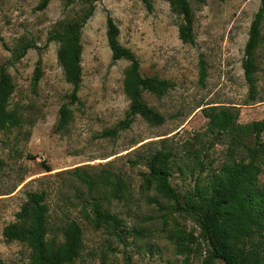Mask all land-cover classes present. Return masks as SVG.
<instances>
[{
  "label": "rangeland",
  "instance_id": "obj_1",
  "mask_svg": "<svg viewBox=\"0 0 264 264\" xmlns=\"http://www.w3.org/2000/svg\"><path fill=\"white\" fill-rule=\"evenodd\" d=\"M40 1L0 0V66H5L13 84L9 108L22 115L20 126L0 131V262L28 264V248L5 242L1 231L14 221L24 194L42 190L51 227L65 219L81 226V252L71 264H199L206 244L198 236L195 217L159 198V205L149 203L147 198L155 195L141 189V173L146 169L137 158L165 138V144L178 153L169 183L182 206L193 195L195 182L205 188L208 172L225 159V144L205 142L207 117L228 107L238 112L239 124L264 119V9L260 41L253 53L255 92L263 101H247L241 67L248 28L260 0H205L201 6L188 0L193 16L191 45L178 40V19L164 0H149V8L139 0H96L80 30L81 81L77 102L69 105L71 118L62 130H56L58 111L68 102L70 86L56 62V44L46 42V33L55 22L74 18L81 5L49 0L37 10ZM106 14L118 28V43L137 58L140 75L172 83L161 97L142 94L143 101L163 116V124L150 126L135 117L130 128L114 139L98 135L122 119L127 109L121 81L128 63L110 61ZM24 46L29 48L16 58ZM199 60L205 66L202 84ZM36 63L40 78L32 87ZM133 142L138 144L128 148ZM75 167L91 176L109 172L120 178L122 198L106 199L101 190L93 192L102 209L119 219L117 228H94L87 221L74 197L80 193L85 198V190L71 176ZM258 180L264 182V167ZM174 227L187 232L193 247L187 260L176 256L164 238ZM48 237L60 240L57 232Z\"/></svg>",
  "mask_w": 264,
  "mask_h": 264
},
{
  "label": "trees",
  "instance_id": "obj_2",
  "mask_svg": "<svg viewBox=\"0 0 264 264\" xmlns=\"http://www.w3.org/2000/svg\"><path fill=\"white\" fill-rule=\"evenodd\" d=\"M49 0H41L37 10L45 8ZM66 6L79 2V13L72 19L57 21L46 33V42L56 44V62L61 69L63 80L70 86L68 102L60 106L56 130H62L71 118L69 105L77 102V92L81 81L80 67V30L93 12L96 0H62ZM149 8V0H139ZM177 19V38L183 44H193L192 9L188 0H164ZM201 6L205 0H192ZM264 0L250 22L247 40L243 49L241 63L243 79L247 86V101L261 102L255 92L256 65L253 53L260 41V26L263 20ZM118 28L111 17L105 16V40L113 63L124 60L128 65L123 70L121 91L127 100V109L122 119L112 127L103 130L98 137L114 139L120 132L128 130L135 117L150 126L163 124V116L149 107L142 99L143 93L161 97L171 88L172 83L156 76H141L138 60L128 49L118 43ZM29 48L24 46L16 55L19 58ZM40 78L36 63L31 76V86L35 87ZM205 66L198 62V82L203 83ZM13 91L11 78L5 66H0V131L7 132L20 126L22 115L10 109L8 101ZM238 112L222 107L207 117L204 130L208 145L223 143L225 159L217 169L209 171L208 184L201 189L195 182L193 195L186 197L182 206L169 183L172 162L178 157L177 151L165 144V138L159 139V146L141 155L145 172L141 173V189L152 191L155 198H147L149 203L159 205L161 200L171 202L183 212L193 215L198 228V236L205 242L203 257L199 264H264V182L258 176L264 167V142L261 133L264 119L245 124L237 123ZM27 124L31 122L27 121ZM131 143L128 148L137 145ZM136 159V160H137ZM135 165L136 161H129ZM200 167L201 165L198 164ZM1 167V161H0ZM49 172L48 167H44ZM75 182L85 190V198L74 194L79 200L81 211L94 227L109 226L117 228L120 224L115 215L102 209L94 200L93 192L101 190L106 199L123 197V185L120 178L104 172L91 176L75 167L71 171ZM25 199L14 214V221L2 228L1 236L5 242H18L29 250L28 264H71L80 255L82 248V229L73 219H65L56 226L49 225V209L46 195L41 190L26 192ZM57 232L60 240L48 237ZM164 238L170 242L176 256L187 260L193 253V247L187 240L184 229L174 227L167 231ZM0 264H3L0 262Z\"/></svg>",
  "mask_w": 264,
  "mask_h": 264
}]
</instances>
